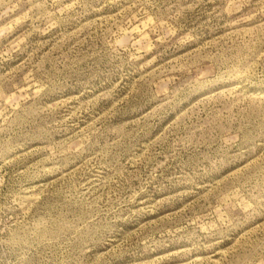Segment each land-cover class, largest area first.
Wrapping results in <instances>:
<instances>
[{"label":"rangeland","instance_id":"1","mask_svg":"<svg viewBox=\"0 0 264 264\" xmlns=\"http://www.w3.org/2000/svg\"><path fill=\"white\" fill-rule=\"evenodd\" d=\"M0 264H264V0H0Z\"/></svg>","mask_w":264,"mask_h":264}]
</instances>
